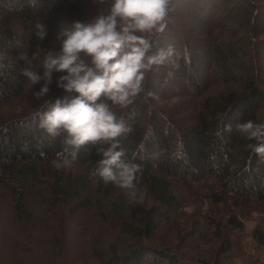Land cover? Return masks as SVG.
Wrapping results in <instances>:
<instances>
[{
    "label": "trees",
    "instance_id": "16d2710c",
    "mask_svg": "<svg viewBox=\"0 0 264 264\" xmlns=\"http://www.w3.org/2000/svg\"><path fill=\"white\" fill-rule=\"evenodd\" d=\"M100 10L95 0H0V264H224L249 253L243 238L255 214L246 244L264 250V161L236 130L264 123V0H172L153 50L187 49L189 62L154 66L145 92L114 108L129 129L119 138L124 159L143 170L142 201L93 175L95 147L53 167L64 135L50 137L37 114L45 100L71 97L56 85L61 73L39 100L42 83L23 75L43 72L62 28ZM184 182L203 184L214 204L230 194V214L188 212Z\"/></svg>",
    "mask_w": 264,
    "mask_h": 264
},
{
    "label": "clouds",
    "instance_id": "9594fccd",
    "mask_svg": "<svg viewBox=\"0 0 264 264\" xmlns=\"http://www.w3.org/2000/svg\"><path fill=\"white\" fill-rule=\"evenodd\" d=\"M95 2L101 6L96 16L60 30L59 48L47 51L43 72L25 68L23 75L33 85L42 83L34 94L39 100L49 94L54 73H61L56 85L71 97L54 103L45 100V110L37 114L39 127L50 137L64 135L63 150L52 160L53 167L68 166L77 160L82 148L95 147L102 158L93 175L120 188L131 200L142 201L144 193L138 185L143 170L124 159L126 153L119 138L129 129L114 108L127 109L145 92L146 74L154 66L169 64L179 69L181 58L188 63L190 54L172 45L153 50V37L168 27L172 0ZM37 29L36 36L43 41L47 28L38 24ZM153 95L147 92V96ZM225 128L232 130L230 124ZM236 130L256 141L248 147L264 161V123L249 120L238 124Z\"/></svg>",
    "mask_w": 264,
    "mask_h": 264
},
{
    "label": "rangeland",
    "instance_id": "374dc122",
    "mask_svg": "<svg viewBox=\"0 0 264 264\" xmlns=\"http://www.w3.org/2000/svg\"><path fill=\"white\" fill-rule=\"evenodd\" d=\"M94 9L95 7L91 6L89 8V11L93 12ZM202 185L203 184L199 183L184 182L182 192L186 199V202L189 203V207L187 208L188 212L191 211V213L193 212L201 217L203 215H207L209 218L213 216L218 218H226L232 210L233 197L228 193H222L224 199L222 204H214L211 201L207 202L205 200L206 196ZM260 203L264 205V201H261ZM254 204L257 205L258 202H254ZM258 217L260 219L261 216L255 214L253 218L250 219L248 223H246V232L244 234L245 237L243 238V247L245 246V248L249 250L247 256L243 257V255L237 253L238 256H236L234 259L226 261L224 264H264V250L259 248L258 250L255 249L251 251L250 247L252 245L246 244L250 238L249 233L254 229L258 221Z\"/></svg>",
    "mask_w": 264,
    "mask_h": 264
}]
</instances>
